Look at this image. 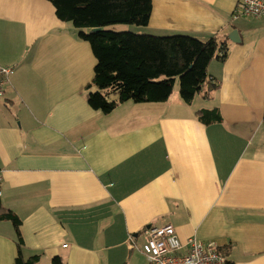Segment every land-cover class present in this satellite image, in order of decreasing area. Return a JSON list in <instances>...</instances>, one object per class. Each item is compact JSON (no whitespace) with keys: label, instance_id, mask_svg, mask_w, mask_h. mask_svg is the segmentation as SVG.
I'll use <instances>...</instances> for the list:
<instances>
[{"label":"crops","instance_id":"1","mask_svg":"<svg viewBox=\"0 0 264 264\" xmlns=\"http://www.w3.org/2000/svg\"><path fill=\"white\" fill-rule=\"evenodd\" d=\"M238 11L153 0L145 32L229 39L208 67L220 87L191 105L176 89L105 113L88 101L97 59L73 23L48 0H0V66L14 70L0 99L1 197L22 220L25 258L149 264L146 230L172 224L183 243L217 242L228 264H264V17ZM215 107L221 122L197 117ZM18 241L0 220V264L16 263Z\"/></svg>","mask_w":264,"mask_h":264},{"label":"trees","instance_id":"2","mask_svg":"<svg viewBox=\"0 0 264 264\" xmlns=\"http://www.w3.org/2000/svg\"><path fill=\"white\" fill-rule=\"evenodd\" d=\"M57 16L73 23L78 36L90 43L97 59L94 80L88 86V101L95 109L112 112L120 103L165 102L180 81L182 101L191 105L198 94L210 98L220 87V79L210 77L211 61L228 55L229 39L212 35L206 40L189 33L151 34L116 30V24L146 27L153 0H48ZM240 16V13L238 14ZM234 27V25H232ZM99 28V30H94ZM97 87L92 90V87ZM117 94V99L111 95ZM204 123L221 122L218 107L197 110ZM0 220L11 221L18 234L19 255L15 264H41L39 255L25 258L21 250L22 220L4 206L0 185ZM52 264H64L55 257Z\"/></svg>","mask_w":264,"mask_h":264},{"label":"built area","instance_id":"3","mask_svg":"<svg viewBox=\"0 0 264 264\" xmlns=\"http://www.w3.org/2000/svg\"><path fill=\"white\" fill-rule=\"evenodd\" d=\"M238 9L240 14L264 17V0H238ZM13 71L11 67L0 66V99L6 96ZM143 251L149 264H228L227 255L217 242L193 237L183 243L172 224L149 227L145 233Z\"/></svg>","mask_w":264,"mask_h":264},{"label":"rangeland","instance_id":"4","mask_svg":"<svg viewBox=\"0 0 264 264\" xmlns=\"http://www.w3.org/2000/svg\"><path fill=\"white\" fill-rule=\"evenodd\" d=\"M112 27H114L116 30H120V31H124V30H128V31H134V32H137V33H146L145 30L146 28L144 26H138L136 24H116V25H113ZM14 72V71H13ZM13 74V73H12ZM12 76V75H11ZM10 80H11V77H10ZM11 82V81H10ZM10 84V83H9ZM9 87V86H8ZM7 87V89H8ZM178 90L179 93H180V81L178 80L176 82V85H175V89H174V92L175 93V90ZM174 95V94H173ZM6 97V96H5ZM197 100H200L199 99V95L196 96ZM198 102V101H197ZM198 105V104H197ZM197 105H194L195 107H197ZM201 107V106H200ZM209 241V240H208Z\"/></svg>","mask_w":264,"mask_h":264},{"label":"water","instance_id":"5","mask_svg":"<svg viewBox=\"0 0 264 264\" xmlns=\"http://www.w3.org/2000/svg\"><path fill=\"white\" fill-rule=\"evenodd\" d=\"M94 30H99V28H95ZM229 36L233 42H240V36L237 29L233 30Z\"/></svg>","mask_w":264,"mask_h":264}]
</instances>
